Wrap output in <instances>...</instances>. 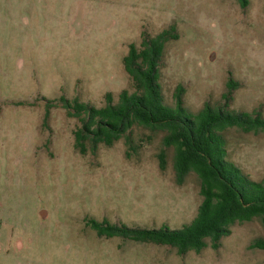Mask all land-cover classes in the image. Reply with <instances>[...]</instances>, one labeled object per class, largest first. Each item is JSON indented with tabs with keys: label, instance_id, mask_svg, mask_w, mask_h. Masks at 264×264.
<instances>
[{
	"label": "rangeland",
	"instance_id": "rangeland-1",
	"mask_svg": "<svg viewBox=\"0 0 264 264\" xmlns=\"http://www.w3.org/2000/svg\"><path fill=\"white\" fill-rule=\"evenodd\" d=\"M249 1L243 9L237 0H0V264H264V250L251 247L264 239L259 218L232 226L218 249L208 239L201 253L185 255L99 237L90 219L144 229L191 224L200 180L190 173L176 184L163 131L135 127L130 156L125 139L81 155V122L61 103L101 108L108 93L117 102L133 90L123 65L130 44L174 26L179 39L166 44L161 66L165 105L177 108L181 84L187 113L223 107L233 80L240 86L223 109L264 118V0ZM222 135L225 159L264 181V132Z\"/></svg>",
	"mask_w": 264,
	"mask_h": 264
},
{
	"label": "trees",
	"instance_id": "trees-1",
	"mask_svg": "<svg viewBox=\"0 0 264 264\" xmlns=\"http://www.w3.org/2000/svg\"><path fill=\"white\" fill-rule=\"evenodd\" d=\"M237 1L243 9L250 4L249 0ZM178 39L176 27L171 26L155 36L142 34L139 45L130 44L123 65L133 92L124 90L117 102L114 95L108 93L101 108L76 100L74 105L64 99L61 103L81 122V127L74 132V146L84 156L89 152L97 154L102 145L111 148L121 139H125L126 154L130 156V150L136 151L130 137L135 127L165 133L164 147L175 151L176 184L184 185L190 173H195L200 180L202 202L192 223L182 229L131 228L95 219H90L87 224L99 237L171 246L180 255H185L190 251L201 253L207 247L208 239L212 247L218 249L222 238L231 234L236 223L259 218L264 226V181H252L225 159L222 135L235 127L245 133L264 132V118L257 112L223 109L229 106L234 91L240 86L233 80L229 81L223 94V107L214 108L208 104L196 115L187 113L183 100L185 88L181 84L174 93L177 108L165 105L160 85L161 66L166 44ZM158 159L160 170L165 171L167 155L164 150ZM251 247L264 250V239L255 241Z\"/></svg>",
	"mask_w": 264,
	"mask_h": 264
},
{
	"label": "water",
	"instance_id": "water-1",
	"mask_svg": "<svg viewBox=\"0 0 264 264\" xmlns=\"http://www.w3.org/2000/svg\"><path fill=\"white\" fill-rule=\"evenodd\" d=\"M40 216L42 217V219H45L48 216V213L45 210H43L40 212Z\"/></svg>",
	"mask_w": 264,
	"mask_h": 264
}]
</instances>
